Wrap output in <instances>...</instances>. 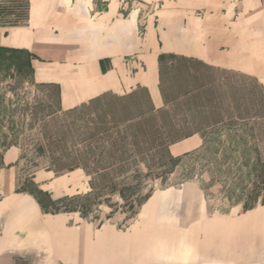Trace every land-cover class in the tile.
I'll use <instances>...</instances> for the list:
<instances>
[{
    "label": "crops",
    "instance_id": "crops-1",
    "mask_svg": "<svg viewBox=\"0 0 264 264\" xmlns=\"http://www.w3.org/2000/svg\"><path fill=\"white\" fill-rule=\"evenodd\" d=\"M160 1L156 18L142 22L128 0H28L24 26L0 27V48L27 53L33 83L54 87L62 110L139 90L150 102L140 117L149 116L166 107V56L249 78L264 92V0ZM166 140L170 157L203 147L200 132ZM14 161L7 151L3 162ZM0 264H264V205L212 215L200 188L182 185L149 197L120 229L1 192Z\"/></svg>",
    "mask_w": 264,
    "mask_h": 264
},
{
    "label": "rangeland",
    "instance_id": "rangeland-1",
    "mask_svg": "<svg viewBox=\"0 0 264 264\" xmlns=\"http://www.w3.org/2000/svg\"><path fill=\"white\" fill-rule=\"evenodd\" d=\"M160 2L128 0L126 11H137L142 22L155 19ZM26 4L0 0V27L24 26ZM29 60L23 51L0 50V197L29 194L46 212L120 229L133 222L146 197L182 185H197L212 215L264 205V92L258 83L166 56V107L141 119L150 102L139 90L60 109L54 87L33 83ZM192 132H200L205 146L170 159L167 136ZM10 150L16 161L6 164ZM75 169L83 174H71Z\"/></svg>",
    "mask_w": 264,
    "mask_h": 264
},
{
    "label": "trees",
    "instance_id": "trees-1",
    "mask_svg": "<svg viewBox=\"0 0 264 264\" xmlns=\"http://www.w3.org/2000/svg\"><path fill=\"white\" fill-rule=\"evenodd\" d=\"M26 9H28V0H27V4H26ZM16 10V9H15ZM2 13H7L5 10H3V12ZM12 27H15V25L13 24V25H11ZM0 50H2V51H9V49H5V48H0ZM205 146V144L203 145V147ZM202 147V148H203ZM117 150H119V149H117ZM199 150H197V151H195V152H193V153H188V154H186V155H184V156H182L181 157V159L182 158H186V157H190V156H192V155H194L196 152H198ZM170 159H172L171 157H170ZM180 160V159H179ZM76 168H77V166H76ZM149 197H146V199L143 201V203L148 199ZM38 203L42 206V208H43V205H42V203L38 200ZM55 203V202H54ZM142 203V204H143ZM141 204V205H142ZM251 208H253V206H251V207H249V208H244V211H247V210H249V209H251ZM52 214H57V213H66V212H57V211H55V212H51ZM137 213V212H136Z\"/></svg>",
    "mask_w": 264,
    "mask_h": 264
}]
</instances>
